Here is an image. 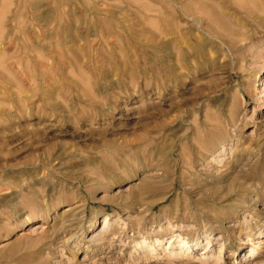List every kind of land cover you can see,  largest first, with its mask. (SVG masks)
Segmentation results:
<instances>
[{"label":"rangeland","instance_id":"obj_1","mask_svg":"<svg viewBox=\"0 0 264 264\" xmlns=\"http://www.w3.org/2000/svg\"><path fill=\"white\" fill-rule=\"evenodd\" d=\"M208 239L264 264V0H0V264Z\"/></svg>","mask_w":264,"mask_h":264},{"label":"bare ground","instance_id":"obj_2","mask_svg":"<svg viewBox=\"0 0 264 264\" xmlns=\"http://www.w3.org/2000/svg\"><path fill=\"white\" fill-rule=\"evenodd\" d=\"M259 1V0H258ZM168 8V7H167ZM198 24V23H197ZM263 91V90H262ZM252 145V144H251ZM250 147V146H249ZM227 147L225 146L224 147V150L226 149ZM223 150V151H224ZM221 161V160H220ZM70 210V208H68V209H66L65 211H63V212H67V211H69ZM108 227H109V223L107 222V217L106 218H104V221H103V223H102V227L100 228V230L98 231V232H95V233H93V235L90 237V239L92 238H94L93 240H94V243H95V241H98V240H103L104 239V237H105V235H107V234H105V232L107 231V229H108ZM36 228H45V227H41L40 225H35L34 226V228L32 229V230H34V229H36ZM31 230V231H32ZM37 232V231H36ZM111 232V231H110ZM105 234V235H104ZM107 238V237H106ZM169 240V243L170 244H173V243H175L176 242V247H177V250L176 251H178V252H176V254H179V252H180V254H181V252H186V251H189L190 250V252H192L193 251V249L194 248H191L189 245H187V241L186 240H179V241H177L176 239H173V237H171V238H169L168 239ZM93 242V241H92ZM103 242V241H102ZM210 242H211V239H208V242H207V244H208V246L207 247H209L206 251L204 250V252H202V253H200L201 255V257L199 256L198 258H196V259H194V262L195 263H197V264H201L203 261H204V257H202V256H204L205 255V253H207L208 251H209V249L213 246V245H211L210 246ZM198 243H200V242H195V243H193V245H197V247L196 248H198V247H200L199 245H198ZM101 244V243H100ZM258 245H264V241H262V240H258ZM255 250H257V248L255 249V248H251L250 250H248V251H246V252H244V255H243V257H244V262L242 263V264H255V260L256 259H258L259 258V256H258V254H256V252L257 251H255ZM224 255H225V248L224 247H220L219 249H218V253H217V256L215 257V258H213V259H211L210 261L211 262H214L215 261V263H216V261H219V260H221L222 259V257H224ZM176 257V256H175ZM89 261V260H88ZM92 261V260H91ZM209 261V260H208ZM86 263H88V262H86ZM215 263H213V264H215ZM240 264H241V261H240Z\"/></svg>","mask_w":264,"mask_h":264}]
</instances>
